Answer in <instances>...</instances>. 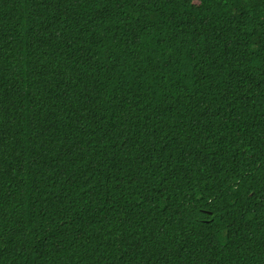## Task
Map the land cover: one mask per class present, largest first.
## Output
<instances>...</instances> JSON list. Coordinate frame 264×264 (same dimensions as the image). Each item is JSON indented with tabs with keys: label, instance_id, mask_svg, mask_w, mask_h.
<instances>
[{
	"label": "trees",
	"instance_id": "16d2710c",
	"mask_svg": "<svg viewBox=\"0 0 264 264\" xmlns=\"http://www.w3.org/2000/svg\"><path fill=\"white\" fill-rule=\"evenodd\" d=\"M0 264H264V0H0Z\"/></svg>",
	"mask_w": 264,
	"mask_h": 264
}]
</instances>
